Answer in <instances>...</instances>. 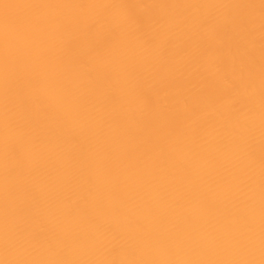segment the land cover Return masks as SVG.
I'll return each instance as SVG.
<instances>
[{"label":"bare ground","instance_id":"bare-ground-1","mask_svg":"<svg viewBox=\"0 0 264 264\" xmlns=\"http://www.w3.org/2000/svg\"><path fill=\"white\" fill-rule=\"evenodd\" d=\"M0 264H264V0H0Z\"/></svg>","mask_w":264,"mask_h":264}]
</instances>
